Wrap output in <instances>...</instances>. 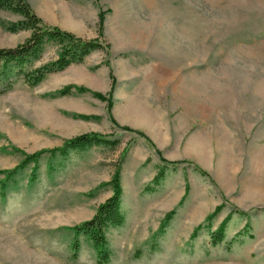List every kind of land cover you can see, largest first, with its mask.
Wrapping results in <instances>:
<instances>
[{
  "label": "rangeland",
  "instance_id": "1",
  "mask_svg": "<svg viewBox=\"0 0 264 264\" xmlns=\"http://www.w3.org/2000/svg\"><path fill=\"white\" fill-rule=\"evenodd\" d=\"M26 1L43 27L103 49L35 87L0 73V264H97L83 234L73 257V228L112 196L118 165L125 222L107 232L108 264H264V0ZM21 20L0 11V49L30 37L7 30ZM59 53L50 42L24 70ZM84 134L118 145L7 176Z\"/></svg>",
  "mask_w": 264,
  "mask_h": 264
},
{
  "label": "trees",
  "instance_id": "2",
  "mask_svg": "<svg viewBox=\"0 0 264 264\" xmlns=\"http://www.w3.org/2000/svg\"><path fill=\"white\" fill-rule=\"evenodd\" d=\"M1 10L10 11L23 18L21 21L7 25L8 31L16 33L22 30H31L32 33L24 43L14 48L0 49V73L5 76L7 73L6 69L14 66L19 70V75L23 81L31 87L40 84L47 75L63 71L72 64L82 63L92 52L103 49V45L97 39L83 40L73 34L62 32L57 28L48 29L43 27L41 19L33 12L26 0H0ZM102 17L103 15L100 14L101 21ZM50 42L56 43L59 46L60 53L58 58L31 71H25L24 68L26 66L31 65L33 61L39 59L44 46ZM70 89L71 87H66L60 91V94L67 95L70 93ZM79 90L82 91L81 88ZM97 96L101 99L104 98L100 94H97ZM109 106H111V102ZM117 145V140L111 141L94 134H84L67 140L61 148L50 151L42 150L27 155L24 161L16 169L9 172L7 176L14 175L18 170L25 168L31 161L37 160L46 152H50L51 155H55L57 152L65 155L70 150H83L94 146L116 148ZM118 166L113 179L108 183L113 192L112 196L99 205L96 214L91 220L73 228L75 235V240L72 243L73 257H77L80 247L77 236L83 234L90 241L97 253V264H108L110 262L107 232L111 228L122 226L125 222V214L121 208L123 194L120 181L121 167L120 165ZM173 215L174 211L166 215L162 221V228L168 225ZM223 226L211 234V240L214 245L219 244L225 239ZM197 229L199 230L200 227Z\"/></svg>",
  "mask_w": 264,
  "mask_h": 264
}]
</instances>
